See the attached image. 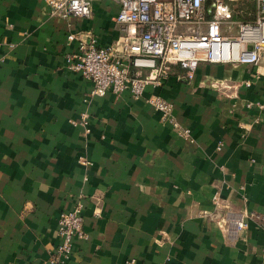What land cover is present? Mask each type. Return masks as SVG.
Listing matches in <instances>:
<instances>
[{"label": "crops", "instance_id": "crops-1", "mask_svg": "<svg viewBox=\"0 0 264 264\" xmlns=\"http://www.w3.org/2000/svg\"><path fill=\"white\" fill-rule=\"evenodd\" d=\"M118 9L100 0L64 19L44 0H0V264H50L59 215L79 198L86 239L60 264H264V75L202 62L139 99L92 97L66 69L67 36L119 46ZM81 114L88 132L70 123Z\"/></svg>", "mask_w": 264, "mask_h": 264}, {"label": "built area", "instance_id": "built-area-1", "mask_svg": "<svg viewBox=\"0 0 264 264\" xmlns=\"http://www.w3.org/2000/svg\"><path fill=\"white\" fill-rule=\"evenodd\" d=\"M97 1L100 0H46V4L53 16L88 19ZM110 1L119 7L113 18L122 33L119 46L100 47L90 36H67L69 42L77 41V50L66 56V69L91 83L92 97L129 92L132 98L139 99L148 87L160 86L171 67H182L191 79L202 62L251 65L256 67L255 78L264 75V0H255L258 11L254 22L236 24L232 10L242 0ZM145 101L161 113L162 122L192 141L190 130L182 128L173 117L169 102L157 95ZM70 123L88 132L89 116L81 114ZM212 200L217 202L218 197ZM230 225L237 231L244 229L240 221ZM57 236L59 244L50 264L67 262L73 254V240L86 239L82 198L59 215Z\"/></svg>", "mask_w": 264, "mask_h": 264}, {"label": "rangeland", "instance_id": "rangeland-1", "mask_svg": "<svg viewBox=\"0 0 264 264\" xmlns=\"http://www.w3.org/2000/svg\"><path fill=\"white\" fill-rule=\"evenodd\" d=\"M44 1L46 2V0H44ZM238 7H240V4H238L237 8ZM240 8H242V9H240ZM240 8H238L239 10L236 9V11H242L240 15L244 16L245 22H254L255 21V19L257 17V11H258L256 8L255 0L244 1L243 6ZM232 21L234 24H236L238 22H244V21H242V18L237 16L236 14H234ZM119 31H120V35H121L122 33L120 30V27H119ZM232 32H234V31L232 30Z\"/></svg>", "mask_w": 264, "mask_h": 264}, {"label": "trees", "instance_id": "trees-1", "mask_svg": "<svg viewBox=\"0 0 264 264\" xmlns=\"http://www.w3.org/2000/svg\"><path fill=\"white\" fill-rule=\"evenodd\" d=\"M243 3H244V1L237 3L236 6H235V8H233V10H232V15L234 16V14H236L237 16H239V17L242 18V21L245 20L244 16L240 15L242 11H236V9L242 7L243 6ZM238 4H240V7L237 8ZM240 9H242V8H240Z\"/></svg>", "mask_w": 264, "mask_h": 264}]
</instances>
